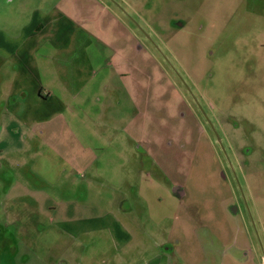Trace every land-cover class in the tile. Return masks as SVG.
<instances>
[{
    "label": "rangeland",
    "instance_id": "obj_1",
    "mask_svg": "<svg viewBox=\"0 0 264 264\" xmlns=\"http://www.w3.org/2000/svg\"><path fill=\"white\" fill-rule=\"evenodd\" d=\"M52 9L91 20L81 54L95 78L48 131L63 144L17 123L0 133L1 153L21 148L0 158V264H264V0H0V30ZM137 122L154 127L152 146ZM55 150L80 154L78 167ZM103 215L130 248L64 225Z\"/></svg>",
    "mask_w": 264,
    "mask_h": 264
},
{
    "label": "crops",
    "instance_id": "obj_2",
    "mask_svg": "<svg viewBox=\"0 0 264 264\" xmlns=\"http://www.w3.org/2000/svg\"><path fill=\"white\" fill-rule=\"evenodd\" d=\"M83 21L91 22L90 19L82 20L74 10L52 9L45 14L34 10L29 25L24 26L18 34L11 35L0 30V108L2 107L1 113L4 117L9 115V122L5 126L2 120L0 121V133L6 130L17 134L18 128L14 126V123H17L18 127L26 131L22 136L27 140L38 139L40 135L46 137L47 131L49 146L63 144L64 138H58L55 133L51 136L48 131L61 129L62 125L59 124L62 123H59L61 120L58 119L65 113L75 112L80 94L91 86L95 78L87 74L91 65L90 58L82 57L81 54L83 44L87 48H91L93 44L85 31L86 28L82 25ZM107 59H104V63ZM12 68L13 70H10ZM85 70L87 71L83 76ZM116 75L120 77L125 87L126 82L123 78L128 75L120 71H117ZM108 78H103V84L107 83ZM124 92L128 93V91ZM134 117L131 123L136 122L137 115ZM131 123H127L125 129L133 127L130 126ZM137 123L136 128L138 133L142 132L143 144L152 146L154 142L150 143L143 132L146 127L152 129L154 127L145 126L146 124L141 126L140 122ZM203 133L204 138L210 142L204 129ZM18 150L21 151V148L9 149L7 153L0 151V158L2 155H14ZM55 151L56 159L67 161L74 167H78L82 159L80 154L75 153L66 154L63 158V154L58 150ZM170 189L174 198L182 204V200L186 197L183 186L174 185ZM64 225L69 228L67 233L72 232L74 236L86 234L95 228H105L115 248H130V244L134 241L122 225L110 215L79 218L66 221ZM154 247L159 250L160 245L156 244ZM158 260L147 263L143 260L141 264H158ZM122 261H124L123 258H118L115 264H126Z\"/></svg>",
    "mask_w": 264,
    "mask_h": 264
},
{
    "label": "water",
    "instance_id": "obj_3",
    "mask_svg": "<svg viewBox=\"0 0 264 264\" xmlns=\"http://www.w3.org/2000/svg\"><path fill=\"white\" fill-rule=\"evenodd\" d=\"M199 110H200L202 116L204 117V119L206 120V122L208 123V125H209L211 131L213 132V134H214V136H215V139H216L217 143L220 145L221 149L223 150V148H222V146H221V141H220V139H219L217 133L215 132L213 125L210 123V121L208 120V118L206 117L205 113L202 111V109H201L200 107H199Z\"/></svg>",
    "mask_w": 264,
    "mask_h": 264
},
{
    "label": "flooded vegetation",
    "instance_id": "obj_4",
    "mask_svg": "<svg viewBox=\"0 0 264 264\" xmlns=\"http://www.w3.org/2000/svg\"><path fill=\"white\" fill-rule=\"evenodd\" d=\"M194 102H195V104H196V105H194V106H197V108L199 109V107H200V106L198 105L197 101H196V100H194ZM191 108H192V107H191ZM195 108H196V107H195ZM198 109H197V110H198ZM202 111H203V110H202ZM199 112H200V110H199ZM200 113H201V112H200ZM201 115H202V114H201ZM203 118H204V117H203ZM204 121H206V120L204 119ZM200 124H201V123H200ZM205 124H207V125H208V123H207V122H205ZM201 125H202V124H201ZM212 133H213V132H212ZM213 135H214V134H213ZM214 137H215V136H214Z\"/></svg>",
    "mask_w": 264,
    "mask_h": 264
}]
</instances>
